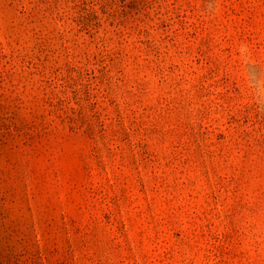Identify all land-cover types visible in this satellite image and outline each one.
Masks as SVG:
<instances>
[{"label": "rangeland", "instance_id": "374dc122", "mask_svg": "<svg viewBox=\"0 0 264 264\" xmlns=\"http://www.w3.org/2000/svg\"><path fill=\"white\" fill-rule=\"evenodd\" d=\"M0 264H264V0H0Z\"/></svg>", "mask_w": 264, "mask_h": 264}]
</instances>
